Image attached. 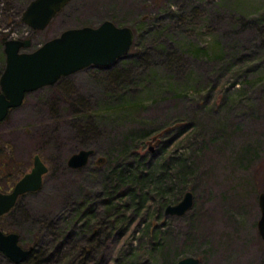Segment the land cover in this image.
Returning <instances> with one entry per match:
<instances>
[{
  "label": "rangeland",
  "instance_id": "rangeland-1",
  "mask_svg": "<svg viewBox=\"0 0 264 264\" xmlns=\"http://www.w3.org/2000/svg\"><path fill=\"white\" fill-rule=\"evenodd\" d=\"M29 1L0 0V44L28 39L35 48L67 29L104 21L132 29L134 39L110 67H89L30 95L16 117L27 133L15 130L11 161L26 173L38 154L48 173L0 229L18 233L22 246L45 245L48 222L82 197L103 194L114 171L138 160L148 172L161 165L155 174L168 205L190 192L193 206L183 216L166 215L151 194L126 235L109 240L113 254L102 247L98 264L109 258V264H175L185 257L200 264H264L257 230L264 0H73L43 31L21 21ZM11 8L17 16L7 19ZM180 9L184 17L176 24L171 13ZM176 123L167 137L139 140L142 131L158 133ZM82 149L94 151L89 163L68 168V158ZM5 260L0 254V264Z\"/></svg>",
  "mask_w": 264,
  "mask_h": 264
},
{
  "label": "water",
  "instance_id": "water-1",
  "mask_svg": "<svg viewBox=\"0 0 264 264\" xmlns=\"http://www.w3.org/2000/svg\"><path fill=\"white\" fill-rule=\"evenodd\" d=\"M72 0H33L22 14V22L33 31H43L51 20ZM134 34L128 27H117L104 21L98 27H82L65 30L59 36L41 45L31 54L18 55L19 47H29V40H8V66L1 80L4 95L0 98V121L8 108L21 105L23 95L55 84L59 79L68 77L89 67L108 68L117 60L125 57L133 43ZM92 150H79L67 160V167L73 170L85 167L93 156ZM98 160L97 163H101ZM48 168L36 155L31 171L25 174L9 194L0 193V216L10 212L19 195L38 192L42 178ZM260 217L257 230L264 242V179L263 190L257 198ZM193 206V195L186 192L175 205H168L165 214L183 216ZM16 233L0 230V254L14 264L25 261L32 249L25 250L18 244ZM176 264H200L199 259L185 257Z\"/></svg>",
  "mask_w": 264,
  "mask_h": 264
},
{
  "label": "trees",
  "instance_id": "trees-1",
  "mask_svg": "<svg viewBox=\"0 0 264 264\" xmlns=\"http://www.w3.org/2000/svg\"><path fill=\"white\" fill-rule=\"evenodd\" d=\"M183 13L182 9L179 12H172L173 22L178 24L184 17ZM160 80H163V77H160ZM120 103L124 107L125 102L122 100ZM177 125L178 123L171 125L158 133L142 131L139 140L142 143L158 140L163 133L164 137H167ZM138 162V160L134 163L128 162L122 170L114 171L112 182L105 187L103 194L97 197H82L56 222H48L45 227L47 236L45 245L39 240L22 246V238L19 237V245L22 248L32 249L28 258L19 264H98L102 247L105 248L106 244L113 254L110 246L112 239L126 235L129 226L137 218L136 215L147 209L151 194L160 200L162 208H166L170 203L164 199L165 188L162 180L155 174L161 165L148 172L139 166ZM180 172L183 174L182 169ZM186 174L187 171L183 176ZM127 213H130L129 219L125 218ZM151 224L153 223L147 224L145 231L151 230ZM116 242L114 246L119 245L120 241ZM109 263L110 258L103 259L102 264Z\"/></svg>",
  "mask_w": 264,
  "mask_h": 264
},
{
  "label": "flooded vegetation",
  "instance_id": "flooded-vegetation-1",
  "mask_svg": "<svg viewBox=\"0 0 264 264\" xmlns=\"http://www.w3.org/2000/svg\"><path fill=\"white\" fill-rule=\"evenodd\" d=\"M31 1H33V0H30L28 2V4ZM71 2H69V3H71ZM22 13H21V16H22ZM59 13H61V11ZM59 13L57 15H59ZM14 16H17V11L14 8H11L8 11V14L6 15V18L10 19V17L14 18ZM10 40H16V39H10ZM6 41L7 40H3V41H1V44H0V98L8 102L9 99L4 95V92H3V89H2V86H1V80H2L3 76L6 73L7 66H8L7 50H9V49L11 50V49H15V48L6 47V45H5ZM37 48L38 47L33 48L32 45L29 46V47H19L17 49V53H18V55L31 54ZM44 88L45 87H43L41 89H38L36 91H33V92L25 93L23 95V99H22L21 105L18 106L17 108H8L5 117L0 121V193L1 194H9V193H11L13 188H14V186H15V184L25 174L29 173L31 171V169H32V168H30L29 172H26V173L18 172V170L15 169L16 166H14L12 161H11L13 159L12 156H11V153L13 152L14 149L16 150V148H17L16 145L18 143V141L15 139V135H14V132H16L15 130H17V129L20 130L22 134L23 133H27L26 128L24 127V125L21 126V121H18L16 117L19 115V112L22 111V109L25 107L26 101L29 99L30 95L33 94V93H39ZM36 155H38V154H35L34 157ZM38 156L41 159V156L40 155H38ZM32 163H33V159H32ZM15 165H17V164H15ZM32 166H33V164H32ZM42 182H43V178H42ZM31 194L32 193H24L22 195H19L17 200H16V203H15L14 207L10 210V212L8 214L0 216V221H2L4 219V217H6L7 215L13 213L14 211L20 210L22 208V206H23L22 205V201H24L25 198L27 196L31 195ZM0 230L3 231L2 229H0ZM3 232L7 233L5 231H3ZM12 233H15V232H12ZM16 234L18 235V237H20V235L18 233H16ZM18 244H19V238H18Z\"/></svg>",
  "mask_w": 264,
  "mask_h": 264
}]
</instances>
